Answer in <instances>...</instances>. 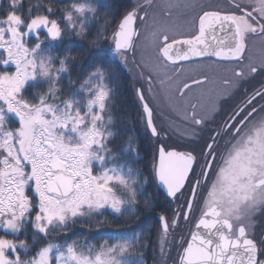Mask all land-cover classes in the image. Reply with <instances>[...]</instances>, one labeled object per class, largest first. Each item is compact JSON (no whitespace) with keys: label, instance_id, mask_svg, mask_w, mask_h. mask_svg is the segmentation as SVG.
Masks as SVG:
<instances>
[{"label":"snow or ice","instance_id":"obj_1","mask_svg":"<svg viewBox=\"0 0 264 264\" xmlns=\"http://www.w3.org/2000/svg\"><path fill=\"white\" fill-rule=\"evenodd\" d=\"M100 7L8 0L0 17V264H147L151 225L58 240L109 209L157 216L153 264H264V0H130L93 30ZM68 37L97 49L79 83ZM119 88L151 147L146 174L139 133L112 144Z\"/></svg>","mask_w":264,"mask_h":264},{"label":"trees","instance_id":"obj_2","mask_svg":"<svg viewBox=\"0 0 264 264\" xmlns=\"http://www.w3.org/2000/svg\"><path fill=\"white\" fill-rule=\"evenodd\" d=\"M130 0H93L94 3H99L101 5L99 13L94 21L93 30L96 27H99L104 23V15H108L109 18L118 14L120 11H123L125 7L128 6ZM50 0H22V11H27L29 3L33 5H41V11L43 10L42 5L48 4ZM70 0H56L57 5L67 4ZM105 5H108L105 7ZM8 6V0H0V17H3L5 10ZM58 14V13H57ZM66 44L72 48V53L74 56H77L75 65H69L71 70L72 79L77 80L79 83V77L90 67V56L92 53L96 52L97 49H93L89 46L88 41L76 37L66 38ZM64 45H61L57 48V52H60ZM103 47V44L98 46ZM0 70H3L0 68ZM11 70V69H9ZM115 75L113 76V81L117 82L119 87V82L124 79L127 75L125 70L120 68L115 69ZM62 87L65 89L64 95L67 96L70 94L71 89L68 87V77L65 76L61 81ZM31 91V89H30ZM114 114L117 118L116 130L118 135L112 144L116 150H119L120 145L123 141V138L126 133L128 134H140V152L142 159L138 160L139 166L144 170L145 174L147 173V165L150 160V151L151 147L147 142V139L144 137L142 130L139 126L136 109L134 107L133 101L130 98V93L119 88L118 94L115 98L114 105ZM130 117V119H124V117ZM10 122L15 125V117H10ZM131 161H137V157L128 154H121V160L118 162H123L124 159L129 158ZM135 167L136 164L133 163ZM149 192H152V189H148ZM161 201L163 202V197L161 196ZM159 209H157V213ZM107 219L108 223L103 224L99 227H87L86 225L94 224L93 220H81L76 224H70L67 235H60L58 240L63 242L65 240H70L74 237H87L88 241L92 243H102L104 240H108L110 243H114L118 240L128 238L132 235L134 231L146 226L151 225V239L148 240L149 247L145 252V260L147 264H153L154 260H159V253L157 250V232L159 230V221L155 214L144 213L139 217L133 218L129 215L117 216L112 213V210L109 209L104 212L103 216H96L95 220ZM0 234H4L3 230H0Z\"/></svg>","mask_w":264,"mask_h":264},{"label":"flooded vegetation","instance_id":"obj_3","mask_svg":"<svg viewBox=\"0 0 264 264\" xmlns=\"http://www.w3.org/2000/svg\"><path fill=\"white\" fill-rule=\"evenodd\" d=\"M219 2L226 4V0H219ZM259 223L261 226H264V218L260 219ZM259 231H260V227L257 228V233H259ZM183 233H184V225H183V223H181V226L176 229L175 239H178L179 236ZM172 255H175V250H173ZM169 264H170V262H169Z\"/></svg>","mask_w":264,"mask_h":264}]
</instances>
